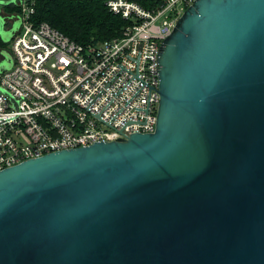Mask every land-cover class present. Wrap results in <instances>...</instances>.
<instances>
[{"label":"water","instance_id":"1","mask_svg":"<svg viewBox=\"0 0 264 264\" xmlns=\"http://www.w3.org/2000/svg\"><path fill=\"white\" fill-rule=\"evenodd\" d=\"M158 63L153 133L0 172V264H264V0H196Z\"/></svg>","mask_w":264,"mask_h":264},{"label":"built area","instance_id":"2","mask_svg":"<svg viewBox=\"0 0 264 264\" xmlns=\"http://www.w3.org/2000/svg\"><path fill=\"white\" fill-rule=\"evenodd\" d=\"M32 1H16L21 24L9 30L13 59L0 72V172L50 153L153 133L160 48L196 0H101L128 25L86 46L32 23Z\"/></svg>","mask_w":264,"mask_h":264},{"label":"trees","instance_id":"3","mask_svg":"<svg viewBox=\"0 0 264 264\" xmlns=\"http://www.w3.org/2000/svg\"><path fill=\"white\" fill-rule=\"evenodd\" d=\"M32 3L35 9L32 23H47L85 46L111 39L128 25L101 0H33ZM7 8L15 9L14 6Z\"/></svg>","mask_w":264,"mask_h":264},{"label":"rangeland","instance_id":"4","mask_svg":"<svg viewBox=\"0 0 264 264\" xmlns=\"http://www.w3.org/2000/svg\"><path fill=\"white\" fill-rule=\"evenodd\" d=\"M14 8V10L6 8L5 13L3 14L6 17L8 24L7 28H5L0 34V65L5 68L10 66L9 63L13 59L11 44L9 43L11 38V32L9 30L16 31L21 24L20 9L15 5Z\"/></svg>","mask_w":264,"mask_h":264},{"label":"crops","instance_id":"5","mask_svg":"<svg viewBox=\"0 0 264 264\" xmlns=\"http://www.w3.org/2000/svg\"><path fill=\"white\" fill-rule=\"evenodd\" d=\"M14 30H16V29H14Z\"/></svg>","mask_w":264,"mask_h":264}]
</instances>
